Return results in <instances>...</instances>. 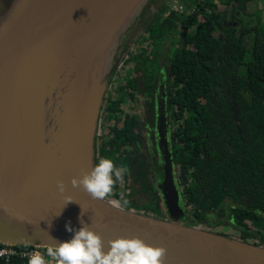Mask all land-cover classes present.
I'll return each instance as SVG.
<instances>
[{"label": "water", "instance_id": "water-1", "mask_svg": "<svg viewBox=\"0 0 264 264\" xmlns=\"http://www.w3.org/2000/svg\"><path fill=\"white\" fill-rule=\"evenodd\" d=\"M145 1L108 3L97 23H84L85 8L99 0H0V245L21 246L27 239L34 247L57 246V241L72 239L66 224L79 230L82 220L102 237L105 250L111 240L140 238L167 250L164 264H264V247L207 231L201 224H181L184 211L173 185L167 139L158 190L173 221L123 208L111 199L94 200L71 184L94 166L102 103L120 48L155 0ZM45 105L56 121L61 119L59 129L48 135L58 156L45 157L46 150L29 159L38 166L50 160L59 175L41 180L39 169L40 175L30 173L19 162L5 177L12 153L21 156L27 146L24 118L38 112L37 121L44 120ZM164 106L163 100L162 117ZM60 181L64 193L58 190ZM68 197L74 201L66 203Z\"/></svg>", "mask_w": 264, "mask_h": 264}, {"label": "trees", "instance_id": "trees-1", "mask_svg": "<svg viewBox=\"0 0 264 264\" xmlns=\"http://www.w3.org/2000/svg\"><path fill=\"white\" fill-rule=\"evenodd\" d=\"M252 1L255 0H179L197 8L195 15L190 16L173 10L168 0L148 25L138 56L131 60L138 62L148 87L149 69L157 70L160 59L172 45H180L170 50L171 71L179 75L183 86L170 93L168 102L174 125L180 122L171 139L172 161L183 175L179 194L186 206L191 207L189 223L185 225L198 226L203 221L222 226L219 214L226 211L228 199L235 207L231 208V227H239L237 220L240 229H255L261 238L258 243L253 235L245 232L240 241L264 247V191L254 187L256 167L264 166V22L261 18L255 23L246 22L243 16L241 21L247 26L240 27V38L235 37L236 28L225 29L224 41L213 37L217 29L214 21L221 27L225 16L235 17L228 9L220 11L221 6L235 11L237 5L242 8ZM249 37L252 41L248 45ZM150 49L154 60L146 57V50ZM177 85L174 84V91ZM108 102L111 117L119 120L117 113L121 112L120 105L125 98ZM135 123L126 116L122 129L108 142L114 149L103 151L100 158H111L118 167L127 168L126 180L136 175L134 183L140 185L136 193L147 198L141 204L129 201L128 207L164 219L167 211L159 198V184L155 186L156 181L150 180L151 167L132 154L124 156L128 150L122 148L135 138ZM162 170V167L157 169L159 179ZM122 192L115 184L113 197L119 200Z\"/></svg>", "mask_w": 264, "mask_h": 264}, {"label": "flooded vegetation", "instance_id": "flooded-vegetation-1", "mask_svg": "<svg viewBox=\"0 0 264 264\" xmlns=\"http://www.w3.org/2000/svg\"><path fill=\"white\" fill-rule=\"evenodd\" d=\"M157 1V2H156ZM152 6V9L149 10V12H145V16L148 18L147 20L139 22L138 26L136 27V30L133 31L134 35L130 36L127 39V42L132 43L130 48L128 49L126 53L127 59H122V55H120V61L118 59L119 66L118 68L121 69L124 67V70L129 73V76L127 78L120 77L117 75V73L113 74L112 80L110 82L111 92L107 91L105 102L106 105L104 107L105 109V116L104 113L101 114V123L99 124V136L96 142V150H95V159L99 160L101 157V154L103 151L106 150H113L114 147L112 144L108 143L111 138H114L115 132L122 129L124 124V119L126 116H129L133 120H135L136 127L134 128V134L135 138L131 140L127 145H125L122 149L123 151L126 149L128 150V153H125L124 156L132 154L136 156L142 164L149 165L151 167V173L149 174L150 180H155L156 182L154 185L156 186L157 183H160V180L164 177V165H165V154H164V142L167 139L168 141V149L171 154V159L173 160L172 156V136H173V130H178L180 127L179 118H176L178 124L174 125V121L172 118L171 110L172 108H169V95L170 93H174L177 90L181 89L183 86L179 80H182L179 75L176 76V73L171 71L173 62L171 61L172 56L171 54H166L165 57H162L160 59L159 68L156 70L153 68L149 69V79L150 84L147 87L143 80L144 72L143 70L138 68V62L136 60H131L132 57H137L138 52L142 47V41L143 36H146V29L148 25L153 21L155 16H158L160 14L162 6L165 4H168V0H156ZM201 2L204 0H200ZM263 1H252L247 3L244 7L240 8L239 5H237V9H234L235 11L229 10V8L226 5L221 6L220 11H225L228 9V12L232 14V12L235 13V17H232L231 15L225 16L226 18L222 20L221 27L218 26V24L214 21L215 26L217 29L213 32V37L216 38L219 41H224L226 38L225 29L230 28H236L235 37L240 38L241 37V18L245 16V21L248 22L252 20V22L258 21V18H261L264 22V5ZM178 5H175L172 7L173 10L178 11L180 13H186L190 16L195 15L196 13V7L194 6H186L178 1ZM256 15L258 18H256ZM142 24L143 27H142ZM142 27V28H141ZM247 44L249 45L252 41V37H249L246 39ZM127 43H124L122 47L120 48V52L124 51L127 47ZM144 47V44H143ZM152 48L153 46L150 45ZM180 45L177 43H174L172 45V50L174 51L176 48H179ZM145 48V47H144ZM132 50H136L133 53H130ZM170 51V50H169ZM120 54V53H119ZM168 55V56H167ZM146 57H149V59L154 60V55L152 52V49L146 50ZM150 61V60H149ZM172 63V64H171ZM131 66V67H130ZM154 67V66H153ZM138 73H140V76H136ZM131 82V83H130ZM178 83L177 86H175L176 90L174 91V84ZM116 88L113 89L112 86L114 85ZM132 90V91H131ZM163 90V92H162ZM172 90L173 92H171ZM115 93L116 96L112 97L111 93ZM124 94V95H122ZM123 96L125 98V102H123L120 105L121 112L117 113L119 116V120L116 118L111 117V113L108 110V101L110 100H118ZM164 100L165 106H164V115H165V122L162 123V102ZM127 106H126V105ZM125 105L128 109L127 111L122 108V106ZM141 111L142 115H133L132 112ZM116 115V116H117ZM114 121V124L116 125L115 128L112 129L110 135H104L102 133V128L105 126V122L107 121ZM113 127V126H112ZM111 127V128H112ZM105 128V127H104ZM136 140V143L134 142ZM173 163V161H172ZM162 167V177L159 179V175L157 174V169ZM173 168L175 169V173H178L182 175L180 169L173 165ZM125 176V175H124ZM177 176V174H176ZM136 177V175H135ZM135 177L123 179L124 183H128L129 180L133 182V185L139 186V184H135L134 180ZM178 177V176H177ZM183 177V175H182ZM178 178V191L181 189L180 179ZM264 177V166L256 167V174H255V188L261 192L264 191V182L262 181ZM125 178V177H124ZM138 189H136V192ZM160 191L158 192V194ZM131 194V193H130ZM130 194H128L130 197H132ZM127 195V196H128ZM180 195V194H179ZM126 196V195H125ZM147 196L144 194V199L146 200ZM159 198L161 200L162 205H164L163 198L161 197V193L159 194ZM120 203V201H119ZM121 205V204H120ZM180 205L182 210L184 211V218L182 219V222L185 224H188L189 221H187V218L189 216V210L186 206L185 202L183 201L182 195H180ZM191 208V207H189ZM231 208H235L231 206L229 200H226V211L223 213L222 218L225 216V220L222 221V226H212L208 223H205L203 221H199V225H208L211 228H222L223 234L231 237L236 238L238 240H242L243 236H245L243 233L248 232L249 234L253 235L255 237V241L260 243L261 238L256 234L255 229H250L248 227H243L240 229V224L236 220V224L239 227H231ZM217 216V213L214 214ZM165 220L171 221V217L168 215V213L165 214ZM194 219V218H193ZM227 230V231H224ZM213 232L212 230H209ZM220 234V233H219ZM222 235V233H221ZM231 235V236H229Z\"/></svg>", "mask_w": 264, "mask_h": 264}, {"label": "clouds", "instance_id": "clouds-1", "mask_svg": "<svg viewBox=\"0 0 264 264\" xmlns=\"http://www.w3.org/2000/svg\"><path fill=\"white\" fill-rule=\"evenodd\" d=\"M127 168L118 167L111 158H100L90 172L82 178L71 181L73 187H82L94 200H104L113 192L117 182H122ZM58 190L64 193L66 186L58 182ZM71 197L66 203L73 202ZM122 205L128 200L120 195ZM82 227L73 229L70 222L66 230L73 234L72 239L58 242L57 246H47L46 252L28 253V264H49L50 257L55 264H164L167 250L153 247L140 238H118L108 242L107 250L102 237L81 220ZM31 240L25 239L23 247H31Z\"/></svg>", "mask_w": 264, "mask_h": 264}, {"label": "rangeland", "instance_id": "rangeland-1", "mask_svg": "<svg viewBox=\"0 0 264 264\" xmlns=\"http://www.w3.org/2000/svg\"><path fill=\"white\" fill-rule=\"evenodd\" d=\"M147 1V0H146ZM145 1V2H146ZM156 1V0H155ZM154 1V2H155ZM170 1V4H171V6L173 7V6H175V5H178L177 3H178V1L179 0H169ZM145 2H144V4H145ZM154 2L152 3V6H153V4H154ZM157 2V1H156ZM155 2V3H156ZM256 18H258V16L256 15ZM144 19L145 20H147L148 18L144 15ZM143 18H142V22H143V20H144ZM141 21H140V23H141ZM202 22H204V20H202ZM247 26V24L245 23V22H241V27H246ZM136 30V28L133 30V31H135ZM131 32V35L130 36H132V35H134V32ZM127 47L125 48V50L124 51H119L118 52V55H117V59H119V61H120V55H122V59L124 58V59H127L128 57H126V53H127V51H128V49L130 48V46H131V44L132 43H128L127 42ZM171 50V52L173 51L172 50V48L170 49ZM136 50H132L130 53H133V52H135ZM171 52L169 51V54H171ZM120 53V54H119ZM168 56V55H167ZM118 66H119V63H118ZM118 66H116V68H115V70H114V73L116 74L117 73V71H118V73H117V75H119L120 77H122V80H123V78L125 79V78H127L128 76H129V73L126 71V69L124 70V67L123 68H121V69H119L118 68ZM131 67V66H130ZM141 74L140 73H138L136 76H140ZM111 80H112V76H111V78H110V82H111ZM110 82H109V85H108V87H107V91H112L111 90V87H110ZM115 86H117L118 87V85L116 84V85H114V86H112V88L113 89H115L116 87ZM132 91V90H131ZM106 94H107V92H106ZM112 94V97H115L116 96V94L115 93H111ZM106 96V95H105ZM105 105H106V102H105V99H104V101H103V103H102V108H101V111H100V118H99V122H98V127H97V129L99 128V124L101 123V114L102 113H104V116H105V109H104V107H105ZM126 105V104H125ZM125 105H123L122 106V108L124 109V110H128L127 108H126V106ZM133 113V115H142L141 114V111H136V112H132ZM139 115V116H140ZM162 119H163V121H165V116H163L162 117ZM60 120L61 119H59V120H55L54 121V123L53 124H51L50 126H46L44 123H41L39 120L37 121V117H33V118H31L30 119V121H29V126H28V130L31 132V138H32V140H33V146L35 147V150H36V152L37 153H39L40 155H42V154H44L45 152H46V150L48 151V148H50V145H51V147L52 146H54L53 148H51V151H50V153L49 152H47L46 153V155H48V157L49 158H53V157H56V156H58L57 155V153H56V151L54 150V148H55V144L54 143H52V140H51V138H49V134H50V132H53L54 130H57V129H59V128H57V126L58 127H60L61 126V123H60ZM37 122V123H36ZM41 123V124H40ZM113 126V127H112ZM105 127V128H104ZM103 128H102V133L104 134V135H110L111 134V131H112V129L113 128H115L116 127V125L114 124V121H106L105 122V126H104ZM112 127V128H111ZM98 136H99V130H98V132H97V139H98ZM46 149V150H45ZM55 152V153H54ZM52 154H53V156H52ZM56 154V155H55ZM26 156H28V154L26 155ZM26 156H24V154H23V162H24V166L27 168V161H26ZM39 156V155H38ZM40 157V156H39ZM47 161H49L48 162V165H49V168H50V170L51 171H53V173L55 174V177L56 176H58L59 175V173L57 172V171H55L54 169H53V167H52V163H51V161L50 160H47ZM44 165V164H43ZM164 168V167H163ZM172 169H173V185L177 188V190H178V178H180V177H182V175L181 174H179V172L178 173H175V169L173 168V166H172ZM36 170V169H35ZM176 174H177V176H176ZM48 180H50V181H53L54 180V178H52V177H48L47 178ZM46 179V180H47ZM164 180V177H163V179L162 180H160V182H162ZM69 185V184H68ZM116 186H118V188L120 189V190H122L123 192V195H124V197H125V195H128V194H130V195H133L132 197H130V198H127V197H125L127 200H128V202L129 201H137L139 204H141V203H143L144 202V197H143V194H141V193H136V189H140V187L139 186H135V185H133V182L131 181V180H129L128 181V183L126 184V183H124V181H122V182H117L116 183ZM70 188V187H69ZM160 191V190H159ZM160 193H161V197L163 198V201H164V197H163V194H162V192L160 191ZM113 193H111V195L109 196V198H106V199H111L113 202H115L117 205H119V206H122L123 207V205H122V203L120 202L119 203V200H116L114 197H113ZM112 196V197H111ZM121 204V205H120ZM164 206H165V204H164ZM179 206H180V208H181V205H180V201H179ZM123 208H125V207H123ZM127 209H133V208H130V207H128V205H127V207H126ZM165 208H166V206H165ZM182 209V208H181ZM188 209H190L189 207H188ZM142 212H144V211H142ZM145 213V212H144ZM220 213V212H219ZM147 215V214H146ZM147 216H150V215H147ZM183 215L181 214L180 216H179V220H180V222H181V224H183V225H185V223H183L182 222V219L184 218V216H185V214H184V216L182 217ZM219 217H221L220 219V221H224L225 220V216L222 218V215L220 216V214H219ZM171 221H173V220H171ZM202 227L205 229V230H207V231H209V230H212L213 231V233H217V234H223V231H222V228H220V227H218V228H211V227H209L208 225H202ZM224 231H227V230H224ZM229 236H231V235H229Z\"/></svg>", "mask_w": 264, "mask_h": 264}, {"label": "bare ground", "instance_id": "bare-ground-1", "mask_svg": "<svg viewBox=\"0 0 264 264\" xmlns=\"http://www.w3.org/2000/svg\"><path fill=\"white\" fill-rule=\"evenodd\" d=\"M117 1H119V0H99V2L97 4H95V5H93V4L88 5L87 8H85V14L82 15V17L80 18L81 21H83V20L88 18V20H85L84 23H86V21L89 22V23H92V22L93 23H97L99 21V17L101 18V16H103V14H105L107 12V10L109 9L108 8L109 7L108 3H113V2L115 3ZM97 14H99V15H97ZM72 24H76V22H74ZM80 25H82V24H80ZM43 109H45L44 110L45 111L44 114H46L44 116V120H42L40 117L38 118V120L41 123H44L46 126H50L51 124L54 123L56 118L54 117V115H52V110H49V109H51L50 107L45 105V107ZM53 112H56V114H58V111H57L56 107H54ZM37 115H38V112H35L33 115H30V117H28V118L25 117L24 118V120L22 122V130H23L24 127H26V128H24V130L26 131V132H24V135H25V138L27 136V146H26L25 152H24V150L22 151L21 156H19L15 152L12 153V155L10 157V160H9V163L6 166V169H5V177H7V175L8 176L12 175L13 167L11 165L19 163V162H22L24 169H30V173L32 172V173H36V174L40 175V172H39V170H40L41 171V178H42L41 180H46L49 176L55 179V174L49 168V165H48L49 161H43L44 165L42 164V165L38 166L36 164L37 162H34L31 159H29V158H31L32 155H34V157H36V158L38 157V155L36 154L35 147L33 146V140L31 138V136H32L31 132L28 130V126L30 125L28 123H29L30 119L33 118V117H37ZM47 116H49L48 119H47ZM52 143H54V142L52 141ZM53 147L54 146L51 147V145H50V148H48V152L49 153L51 151V148H53ZM23 154H24V156H26L28 154V156H26L27 168L24 166ZM43 155L44 154H42V156ZM52 156H53V154H52ZM45 157H48V155H46Z\"/></svg>", "mask_w": 264, "mask_h": 264}, {"label": "built area", "instance_id": "built-area-1", "mask_svg": "<svg viewBox=\"0 0 264 264\" xmlns=\"http://www.w3.org/2000/svg\"><path fill=\"white\" fill-rule=\"evenodd\" d=\"M47 248L34 247L24 248L21 246H2L0 245V263L3 264H13L17 262H23L28 264V253L32 251H37L44 253ZM49 260V264H55V261L50 257H46Z\"/></svg>", "mask_w": 264, "mask_h": 264}]
</instances>
